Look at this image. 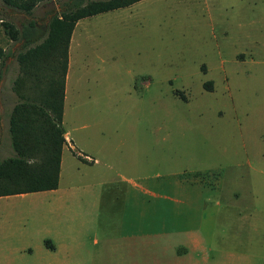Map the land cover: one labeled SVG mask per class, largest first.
Wrapping results in <instances>:
<instances>
[{"label":"rangeland","instance_id":"rangeland-1","mask_svg":"<svg viewBox=\"0 0 264 264\" xmlns=\"http://www.w3.org/2000/svg\"><path fill=\"white\" fill-rule=\"evenodd\" d=\"M66 1L43 0L29 15L0 0V14L18 29L35 22L42 41ZM86 22L75 33L81 43L73 42L71 50L65 128H76L73 135L85 145L88 135L109 150L119 145L117 170L107 174L119 181L120 172L146 192L137 201L120 181L96 186L97 207L83 193L69 222L44 193L1 196L0 264H133L132 245L107 250L103 240L139 221L141 233L166 227L172 231L158 239L179 242L184 235L177 229L196 216L183 214V198L168 181L195 170L204 184L198 222L212 238L227 233L223 224L235 218L239 238L241 222L264 216V0H142ZM25 42L11 40L0 24V49L7 53L0 59V161L15 154L13 107L22 95L45 96L56 74L42 64L21 70L17 57ZM41 159L42 152L36 155ZM82 169L93 175L99 166ZM214 176L221 177V198ZM154 180L161 186L149 184ZM227 189L239 194L240 209L231 219L222 212L224 204L216 205ZM48 230L66 243L57 255L49 249ZM149 240L140 239L144 260L155 249Z\"/></svg>","mask_w":264,"mask_h":264},{"label":"crops","instance_id":"crops-1","mask_svg":"<svg viewBox=\"0 0 264 264\" xmlns=\"http://www.w3.org/2000/svg\"><path fill=\"white\" fill-rule=\"evenodd\" d=\"M103 14V13H102ZM101 15V14H98ZM97 16V15H95ZM94 17V16H92ZM88 18L81 19L77 22L69 44L68 50V69L66 73V88H65V99H64V118L63 125L65 128V106L67 100V90L68 83L70 79V71L72 69V60H71V50L73 42L81 43L76 41L75 33L77 28L85 23ZM87 23V22H86ZM89 34V31L88 33ZM87 36V35H86ZM83 40H85V37ZM73 130H76L74 128ZM73 130H67L65 128V138L66 144L62 150L61 165H60V178L59 186L56 189L40 191L38 193H44L53 201L52 210L54 212L62 211L67 214V221H70L71 212L73 218L75 217L77 199L83 195V193L88 192V201L93 203L94 208L97 207L96 204L99 203L101 193L98 192L95 187L105 184H115V182L125 183L126 193L128 196L135 197L137 201L141 196V192H146V189L143 188L139 183H136L132 178L127 177L120 172H116V177H120L119 181L115 180V177L107 174V170L116 171L117 162L120 161L119 155V145L113 146V149H107L103 142L96 140L95 136L88 135V145L82 143V141L73 135ZM113 150V154L110 153ZM122 152V150H121ZM67 154H69L67 156ZM88 155V158L85 156ZM115 155V157H114ZM123 159V154H121ZM99 166V170L95 171L93 175L89 174L90 172L83 171L82 166ZM105 169V172L103 170ZM198 170L189 173V176L182 177L181 179H169L168 186L170 191H175L181 195L183 198L180 203L182 207V212L189 217L191 214H195L196 222L192 224H187V227L178 228L177 231L184 235L182 240L175 241L173 240H161L158 239L159 236L168 235L172 230L154 233H146L140 230L141 221L132 222L129 224V227L132 230L129 232L126 231L122 234H119L114 237H105L103 244L106 249L111 248L113 250L122 249L124 245H132L130 248V256L133 264H264V216L257 217L256 220L250 216L248 220H244L239 224L237 230L241 232L240 237H237L235 232V218L230 220L232 222L224 223L225 229H228L227 233L214 235L212 238H209V233L205 232L202 223L198 222L199 214H203L204 206L202 204V199L204 197V184L202 177L197 173ZM172 174L167 175L170 177ZM191 175V176H190ZM85 177V180L83 177ZM173 176V175H172ZM216 193H218L219 198L222 193V187L219 182L220 176H214ZM149 180H153L150 178ZM221 180V179H220ZM64 184V185H63ZM154 187L161 186L157 181H149ZM159 186V187H160ZM264 187V184H263ZM155 196H160L161 194L153 193ZM164 197H168L164 195ZM239 194L231 189H227V192L223 193V200L217 201L216 205L218 208L223 206L222 212L235 215L237 210L240 209L237 207V198ZM220 200V199H219ZM89 210V214H93L94 210ZM236 208V209H235ZM134 210V208H133ZM181 212V214H182ZM252 217V220H251ZM91 218H88L90 220ZM125 225L117 224L116 228L121 229ZM64 228L63 230H65ZM213 227V231H214ZM123 231V230H122ZM232 231V232H231ZM48 235L52 237L49 238V249L51 254L57 255L61 248L66 245L62 243V240L58 237H54L50 230L47 231ZM221 235V237H220ZM142 236L145 238H151L149 240V246L155 247L154 251L150 250L149 260H144V256L141 252V241ZM261 238H258V237ZM155 238V240H152ZM165 239L164 237H161ZM95 243H98V240H94ZM171 242V243H170ZM178 242V243H177ZM181 246L182 249L178 252L176 247ZM170 247V251L167 252V248ZM159 248V251L156 249ZM170 253V254H169ZM124 257V255H122ZM112 260H119L118 256H111ZM65 259V258H64ZM67 261L68 256H66ZM59 260V259H56ZM65 263L66 261H62Z\"/></svg>","mask_w":264,"mask_h":264},{"label":"trees","instance_id":"trees-1","mask_svg":"<svg viewBox=\"0 0 264 264\" xmlns=\"http://www.w3.org/2000/svg\"><path fill=\"white\" fill-rule=\"evenodd\" d=\"M43 0H3L6 6L33 14ZM142 0H67L55 14L47 35L39 41L35 22L18 29L0 14L1 25L11 40H26L19 52L22 71L42 64L52 73L48 91L39 100L21 96L10 118V133L15 154L0 161V197L56 189L59 186L62 150L66 144L64 99L68 50L73 30L81 19L128 8ZM39 41V42H38ZM0 49V59L6 55ZM57 73L59 76L57 77ZM42 152V159L36 155Z\"/></svg>","mask_w":264,"mask_h":264},{"label":"built area","instance_id":"built-area-1","mask_svg":"<svg viewBox=\"0 0 264 264\" xmlns=\"http://www.w3.org/2000/svg\"><path fill=\"white\" fill-rule=\"evenodd\" d=\"M87 157V156H86Z\"/></svg>","mask_w":264,"mask_h":264}]
</instances>
